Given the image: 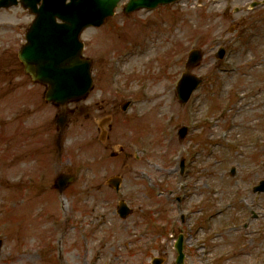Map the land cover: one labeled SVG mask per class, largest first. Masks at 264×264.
Returning a JSON list of instances; mask_svg holds the SVG:
<instances>
[{
    "label": "rangeland",
    "instance_id": "rangeland-1",
    "mask_svg": "<svg viewBox=\"0 0 264 264\" xmlns=\"http://www.w3.org/2000/svg\"><path fill=\"white\" fill-rule=\"evenodd\" d=\"M249 1L129 14L122 2L83 34L97 81L60 151L59 110L12 56L31 14L0 10V264H151L156 255L174 264L182 230L186 264H264V192L252 189L264 178V23L251 24ZM226 5L240 12L227 16ZM193 47L205 52L192 70L205 81L182 104L175 87ZM59 172L77 175L63 193ZM117 175L120 191L108 183ZM120 199L133 207L127 219Z\"/></svg>",
    "mask_w": 264,
    "mask_h": 264
},
{
    "label": "water",
    "instance_id": "water-1",
    "mask_svg": "<svg viewBox=\"0 0 264 264\" xmlns=\"http://www.w3.org/2000/svg\"><path fill=\"white\" fill-rule=\"evenodd\" d=\"M25 8L36 15L30 29L26 33L28 42L19 51V58L24 63V68L33 80L47 84L46 99L56 104H66L72 100H79L91 89V61L83 58L84 44L80 34L88 26L101 25L114 14V9L120 0H21ZM42 1L38 7V3ZM172 0H130L127 11L141 7H153L158 3ZM17 0H0V7H9L17 4ZM57 19H60L59 22ZM224 49L219 52L223 56ZM202 58L198 49L190 53L186 67L190 68ZM201 79L192 73L184 72L178 84L179 97L186 102ZM64 124L62 115L58 118ZM188 132L186 126L179 131L183 139ZM184 159L182 168H184ZM73 176L60 175L56 186L62 191L71 181ZM121 178L114 177L111 184L117 188ZM264 189V180L257 188ZM122 217L131 213V209L122 201L118 209ZM2 241L0 239V247ZM182 242L177 244L180 252L179 260L182 262ZM160 260H154V264Z\"/></svg>",
    "mask_w": 264,
    "mask_h": 264
},
{
    "label": "flooded vegetation",
    "instance_id": "flooded-vegetation-1",
    "mask_svg": "<svg viewBox=\"0 0 264 264\" xmlns=\"http://www.w3.org/2000/svg\"><path fill=\"white\" fill-rule=\"evenodd\" d=\"M248 14L251 21L264 23V0H250ZM77 105V103L71 105L69 114L76 112ZM181 219L183 220V216H181Z\"/></svg>",
    "mask_w": 264,
    "mask_h": 264
}]
</instances>
